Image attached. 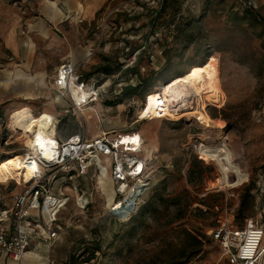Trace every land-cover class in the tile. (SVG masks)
<instances>
[{
    "label": "rangeland",
    "instance_id": "1",
    "mask_svg": "<svg viewBox=\"0 0 264 264\" xmlns=\"http://www.w3.org/2000/svg\"><path fill=\"white\" fill-rule=\"evenodd\" d=\"M54 1L59 6L63 2L0 0V162L13 154H24L29 148L24 145L26 139L8 127L10 111L26 105L34 116L52 121L54 127L48 134L54 140H64L75 133H82L88 139L102 132L123 137L138 134L142 140L141 156L148 161L152 172V187L144 197L140 212L123 222L109 213L116 200L109 175L101 177L90 170L85 176L70 180L58 171L55 186L62 187L69 199L59 214L63 231L50 250L51 258L56 264H228L220 244L210 238V230L218 226V217L226 208L228 211L234 208L236 227L243 226L246 218L262 225L264 222L262 50L260 40L251 36L252 28L246 31V24L238 27L228 17L230 11L241 15L245 0H181L174 18L171 5L158 16L162 0H100V8L91 17L86 14V7L97 0H82L66 2L68 9H78V14L65 15L55 23L46 15L47 5ZM251 1L256 5L253 12L264 17V0ZM180 16L195 19L200 28L197 39L184 51V43L173 40V25L167 26L168 22L177 24ZM256 30L259 32L262 28L257 26ZM166 41L171 44L164 53ZM205 44L217 48L207 62L217 69L219 87L224 92L223 104L219 107L208 104L206 111L209 116H218L215 119L226 116L229 125L222 120V128L206 129L193 116L136 122L145 95L160 88L139 85L140 77L148 79L151 74V78L161 74L170 81L188 70L190 64L202 61ZM136 49H142L137 65L139 75L124 73L131 67H124L125 60ZM79 52L87 58L75 63L77 74L85 76L92 72L91 82L103 86L98 102L83 107L90 108L87 114L70 108L69 100L59 97L53 89L57 68L64 62L80 60ZM104 58L110 59L113 68L120 65V71L112 75L98 72L97 68L105 64ZM19 69L30 74L33 80L15 79ZM10 78L14 80L7 81ZM130 86L137 88L135 95L122 92ZM118 100L121 103L114 104ZM191 103L189 110L196 105ZM199 141H205V146L214 151L205 154L210 165L203 180L190 184L187 179L192 156L189 146ZM221 148L225 151L221 152ZM234 163L241 168V173L236 172ZM229 171L236 178L230 175V181H235L225 188L223 175ZM247 187L250 191L246 217L236 218ZM183 189L194 200L191 212L179 224L203 234L205 239L198 255L173 260L181 247L180 237L173 227H158L152 215L146 213L142 217L141 212L152 198ZM22 190L21 183L13 180L5 183L0 179V207L11 205L13 195ZM212 194L217 200L222 199V211L208 209L203 202L204 199L213 201V197H208ZM195 208L207 213L199 214ZM97 243L100 250L91 258ZM25 264L45 263L32 252L25 256ZM261 264H264V255Z\"/></svg>",
    "mask_w": 264,
    "mask_h": 264
},
{
    "label": "built area",
    "instance_id": "2",
    "mask_svg": "<svg viewBox=\"0 0 264 264\" xmlns=\"http://www.w3.org/2000/svg\"><path fill=\"white\" fill-rule=\"evenodd\" d=\"M243 4L256 7L251 0H245ZM142 49L133 51L125 60L124 67L134 66ZM77 67L78 64L70 61L62 63L57 68L53 82V89L58 96L67 98L70 108L76 110L98 102L103 87L91 80H84L82 75L77 74ZM73 90H81L86 97L75 100ZM148 97L146 94L140 105L136 122L167 119L169 112L173 111L171 104L159 96L155 99L153 108L147 111L145 99ZM57 123L55 118V124ZM109 135L110 133L102 132L88 139L82 133H75L64 140L55 138L50 157H46L43 150H38L36 154L27 148L23 161L35 163L37 170L33 173L32 181L24 185L21 192L13 195L11 205L0 207V259L25 264L26 253L39 252L44 247L45 264H56L50 256V250L63 231L59 214L69 199L62 187L55 186L58 171L71 180L77 176H85L90 170L99 175L104 170L113 183L114 198L116 197L109 213L120 209L123 203L141 192L133 210L129 212V218L139 211L144 204V197L152 187V172L148 161L141 156L142 140L138 135L137 143L126 144L123 143V135ZM127 136L135 137V134ZM205 143L199 141L189 147L191 155L194 154L205 164H209L205 154L214 149L207 148ZM233 212L234 208L224 210L217 219L218 226L210 230V236L220 244L228 264H259L264 255V222L262 225L249 219L243 228H236L233 226ZM112 216L121 221L120 217Z\"/></svg>",
    "mask_w": 264,
    "mask_h": 264
},
{
    "label": "bare ground",
    "instance_id": "3",
    "mask_svg": "<svg viewBox=\"0 0 264 264\" xmlns=\"http://www.w3.org/2000/svg\"><path fill=\"white\" fill-rule=\"evenodd\" d=\"M47 9L53 20L59 22L62 12L56 5V2L49 3ZM76 14H78V11ZM23 78L33 80L30 74L25 73L23 69H19L15 79ZM13 80L14 78H10L7 81L12 82ZM218 80V71L211 63L205 62L200 65L190 66L188 71L183 75L172 78L159 89L147 94L149 97L147 100L145 99V106L147 105V111H150L155 104V99L160 96L164 98L169 105L171 104L173 108L177 107V109H173L172 112H169V117L164 120H178L185 116H193L196 117L200 121V124L206 129H220L224 125V122L220 119H212L206 111L208 104L219 107L224 102V92L219 87ZM72 95L75 100H81L86 97V94L81 92V90H73ZM187 98L191 99V102L196 104L190 108L191 111L188 109L189 106H191L189 105L191 102L187 100ZM78 111L81 113L84 111L86 112L85 114H87L90 108L84 110L80 107ZM92 111L94 112L96 109ZM180 111L183 112L181 113ZM151 121L153 122L154 120ZM8 127L12 132L21 135L22 139H26L24 145L28 146L34 153L38 154V150H43L45 156L50 157L51 148L54 147L56 142L50 134H48L54 127L50 119L42 120L34 116L32 110L28 106L23 105L10 111L8 114ZM137 140L138 134H135V137H123V143L126 144L132 143L134 145V143H137ZM219 150L221 152L225 151V149L222 148ZM23 159L24 156L22 153H16L10 158L2 160L0 162V179L5 183L13 180L21 183L23 186L28 185L32 181L33 173L37 170V165L35 163H26ZM234 166L236 172L241 173V168L236 163H234ZM230 175L236 178L235 173L231 171L224 174L223 187L225 188L235 181H230ZM99 176L106 177L104 170H102ZM120 218L123 222L128 221L129 212L120 215ZM28 253H26L25 256ZM37 255L40 254L37 253Z\"/></svg>",
    "mask_w": 264,
    "mask_h": 264
},
{
    "label": "trees",
    "instance_id": "4",
    "mask_svg": "<svg viewBox=\"0 0 264 264\" xmlns=\"http://www.w3.org/2000/svg\"><path fill=\"white\" fill-rule=\"evenodd\" d=\"M181 0H174L169 3V0H162L161 1V6L160 10L157 12L160 16L162 12L165 11L166 7L171 5L174 7V14L172 18L175 17V13H178L177 11L180 10L181 7ZM243 4V3H242ZM243 10L242 14L240 15L237 12H231L228 13V17L231 16L234 24L238 27H242V24H246L245 30L248 31L250 28H252L251 36L257 38L260 40V48L262 50V66L264 67V17L259 16L255 12H253V8L249 7L245 4H243ZM180 21L177 24H173L172 22H168L167 26L173 25L172 32H173V40L174 42L179 41L180 43H184L183 46V51L189 46L191 42L197 39V36L200 32V28L198 26V22L195 19L191 18H182L180 16ZM170 23V24H169ZM260 26L262 30L259 32L256 30V27ZM171 44L170 42L168 43L166 41L165 43V51L164 53H167V45ZM205 57L202 59L201 62L199 63H192L190 66L193 65H198V64H203L207 62V60L211 57L214 56V53L217 52V48L213 45H208L205 44ZM132 53V52H131ZM140 57V56H139ZM137 58V62L134 66L127 68L124 73H131L135 75H139L137 71V65L140 61V58ZM105 64L97 68V71L102 72L104 75H112L117 71H120L121 66L117 65L116 67H112L110 63V59L104 58ZM189 66V67H190ZM186 71L180 72L178 75H183L186 73ZM177 75V76H178ZM93 73L89 72L85 76L82 75L84 80H91L93 79ZM153 74H151L150 78L148 79H143L140 77V84L139 85H146L147 88H158L161 87L163 84L168 83L169 79L167 80L164 76L161 74L158 76L156 75L154 78ZM166 79V80H165ZM137 91L136 87L130 86L123 90V93H128L130 95H135ZM121 100L116 101L114 104H120ZM212 119L217 118L218 116L210 114ZM222 120L227 121V125H229V121L226 116H221ZM210 164H205L203 160H201L199 157L196 155L192 154L191 160H190V165L187 170V179L188 183L192 184L195 181H201L205 177V172L208 169V166ZM249 191L250 187H247L245 192L243 193L240 201L239 208L236 213V218H243L245 219V210H246V201L249 197ZM216 195H221V194H216ZM217 196V197H218ZM208 197H213V201L211 202H206V199L203 200L205 205L207 206L208 209H215L216 211H222V205L220 204V201L222 200H217L215 194L209 195ZM194 198L192 197L191 193L187 189H183L179 192H173V193H163L160 194L154 198L150 202L146 204V206L143 208L141 212V216L143 217L146 213L152 215L153 219L158 223V227H173V230L175 233L180 237L181 241V247L179 249V253L176 255V257H172L173 260L176 258H182V257H188L192 258L196 255H198L203 247V240L205 239V236L203 234H196L194 231L188 230L186 228L181 227V224L179 222L185 218V216L191 212L190 208L193 204ZM195 212L204 215L207 213L206 211H202L201 209L195 208ZM140 212V209L137 213ZM234 215V212L233 214ZM234 217V216H233ZM166 219V220H165ZM251 218H246L245 223L247 220ZM165 220L164 224H160V221ZM244 223V225H245ZM176 224V225H175ZM236 227V228H243L244 227ZM211 240L212 237L210 236ZM100 250V245L97 243V245L92 249V255L91 258H93L94 254ZM90 258V259H91ZM85 261H89L85 260ZM174 264H185V262H175Z\"/></svg>",
    "mask_w": 264,
    "mask_h": 264
},
{
    "label": "crops",
    "instance_id": "5",
    "mask_svg": "<svg viewBox=\"0 0 264 264\" xmlns=\"http://www.w3.org/2000/svg\"><path fill=\"white\" fill-rule=\"evenodd\" d=\"M54 2H56V1H54ZM66 2H77L76 0H65V1H63V2H60V3H62V5L61 6H59L58 5V3H57V5L60 7L59 9L61 10V12H62V16H61V18H63L65 15H66V17L67 16H71V14H74V13H76L77 12V10L78 9H76L75 10V8H73L72 9V11H70L69 9H68V6L66 5ZM99 3H100V0H97V1H95V2H93L92 4H90L88 7H86V14L88 15V16H92V15H94V13L100 8V5H99ZM46 15L48 16V18L49 19H51L53 22H54V20H53V18H52V16H51V14H50V12L49 11H47V13H46ZM50 15V16H49ZM61 18H60V21H61ZM66 19V18H65ZM55 23V22H54ZM79 56H84L83 55V52H79ZM82 57H80L79 59L80 60H75V62H72V63H79L80 61H82V60H84L85 58H87V56H84V58H82ZM88 81V80H87ZM59 240H57V242H58ZM56 242V243H57ZM55 243V244H56ZM33 252H35V251H33ZM36 253H39L40 255H37V256H39L40 258H42L43 259V261H44V256H45V248L44 247H41V249H40V251L39 252H36ZM30 253H28V255H29ZM41 254H44V255H41ZM263 261V256L261 257V259H260V261H259V264H261V262ZM45 263V262H44ZM0 264H16L15 262H12V261H10V260H5V259H0Z\"/></svg>",
    "mask_w": 264,
    "mask_h": 264
},
{
    "label": "water",
    "instance_id": "6",
    "mask_svg": "<svg viewBox=\"0 0 264 264\" xmlns=\"http://www.w3.org/2000/svg\"><path fill=\"white\" fill-rule=\"evenodd\" d=\"M140 193L133 195L127 202L123 203L120 209L112 211L111 214L120 217L125 212H131L135 206V201L140 197Z\"/></svg>",
    "mask_w": 264,
    "mask_h": 264
}]
</instances>
